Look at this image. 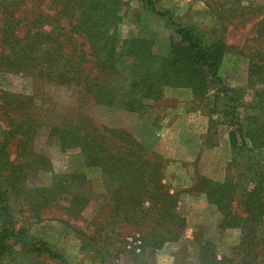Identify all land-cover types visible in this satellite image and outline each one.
Segmentation results:
<instances>
[{
	"label": "trees",
	"instance_id": "obj_1",
	"mask_svg": "<svg viewBox=\"0 0 264 264\" xmlns=\"http://www.w3.org/2000/svg\"><path fill=\"white\" fill-rule=\"evenodd\" d=\"M136 1L170 20L165 12L155 10L154 0ZM123 2L0 0V66L47 85L75 89L83 102L92 106L132 114L160 102L166 89H186L194 100H210V112L218 110L216 114L225 118L228 143L239 169L232 166L233 174L226 182L199 177L197 191L220 214L218 227L238 229L241 237L233 253L221 257L212 242L196 237L198 264H264V161L253 154L255 148L264 147V89L253 91L251 100L245 101L241 92L225 85L219 70L227 47L214 35L207 39L193 28L170 20L174 36L169 38L166 56L142 39L120 37L118 12ZM255 24L263 46L253 50L248 59L247 78L251 81L256 77L264 85V17ZM31 99L0 94V117L4 116L2 107L8 106L4 110L12 112L7 116L8 124L19 133L12 143L16 151L24 148L15 166L8 161L6 141L0 144V261L18 247L24 255L70 264L31 236L12 215L10 199L16 193L23 194L27 205L37 206L36 197L48 205L68 194L61 191L64 184L84 181L80 175L54 176L48 188L22 190L29 177L26 169L33 156L34 131L41 126L31 113ZM72 111L70 106L66 115L48 118L52 121L45 127L61 152L79 153L86 168L98 169L103 176L101 196L75 186L69 193V204L79 212H85L90 202L96 204V212L107 211L106 219L96 225L100 245L96 259L108 263L133 242L138 243L136 248L141 253L176 243L186 222L177 213L176 195L163 182V158L145 150L126 131L96 124ZM35 159L48 164L37 156L31 161ZM122 228L128 234L117 231Z\"/></svg>",
	"mask_w": 264,
	"mask_h": 264
},
{
	"label": "rangeland",
	"instance_id": "obj_2",
	"mask_svg": "<svg viewBox=\"0 0 264 264\" xmlns=\"http://www.w3.org/2000/svg\"><path fill=\"white\" fill-rule=\"evenodd\" d=\"M149 7L136 0H124L118 12L121 16L120 37L142 39L155 52L166 56L169 38L174 36V26L170 20L193 28L207 39L214 35L227 47L219 70L225 85L241 92L245 101L251 100L253 91L264 89L256 77H252L251 81L247 78L248 59L253 50L263 46L255 23L264 17V0H154L155 10L165 12L170 20L154 13ZM52 13L47 12L50 15ZM2 49L0 44V54ZM2 93L31 97L34 111L31 113L41 125L34 131L31 146L33 156L29 157L26 169L29 177L24 181L22 190L48 188L54 176L74 174L84 178L83 182L72 180V184H64L61 191L68 194H63L59 200L48 205L35 193L33 197L37 199V206L27 205L22 193H16L10 199L15 222L35 239L59 253L68 263L103 264L96 259L100 247L96 241V225L107 217V211L96 212L93 202H90L85 212H79L78 207L69 204L71 189L84 188L93 192L95 197L104 193L101 172L86 168L79 153L61 152L56 141L48 136L45 127L47 122L52 121L55 115L68 113L70 106L74 109L71 114L88 116L96 124L108 128L122 129L145 150L161 156L165 162L163 182L176 195L177 213L186 222V228L176 243L165 244L160 250L141 253L136 248L138 243L133 242L130 248L126 246L121 254L105 264H198L196 237L212 242L219 257L233 253L241 237L240 231L220 229V214L197 191L199 177L219 183L230 181L232 166L238 163L228 143L225 118L216 114L218 110L210 112L213 108L210 100H194L186 89H166L160 102L132 114L92 106L84 103L83 96L75 89L47 85L31 75L6 72L0 66ZM2 109L4 116L0 117V144L6 141L8 161L16 166L24 148H17L16 151L12 140L19 133L8 124L12 112L4 111L9 109L8 106ZM261 118H264V114ZM253 154L264 161V147L255 148ZM34 156L44 159L48 164L38 159L32 162ZM234 210L239 212L236 207ZM117 231L128 234L124 228ZM127 241L130 243V238ZM0 264L58 263L43 257L24 255L15 247L2 256Z\"/></svg>",
	"mask_w": 264,
	"mask_h": 264
}]
</instances>
